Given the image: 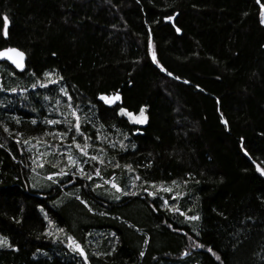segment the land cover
Instances as JSON below:
<instances>
[{"label": "trees", "instance_id": "trees-1", "mask_svg": "<svg viewBox=\"0 0 264 264\" xmlns=\"http://www.w3.org/2000/svg\"><path fill=\"white\" fill-rule=\"evenodd\" d=\"M6 47L0 264H264V0H0Z\"/></svg>", "mask_w": 264, "mask_h": 264}, {"label": "rangeland", "instance_id": "rangeland-1", "mask_svg": "<svg viewBox=\"0 0 264 264\" xmlns=\"http://www.w3.org/2000/svg\"><path fill=\"white\" fill-rule=\"evenodd\" d=\"M130 119L133 123L141 125L145 122L144 112L141 111L138 114H132L130 115ZM26 149L28 151H31L30 160H31L32 166L42 167V163L44 162V159L46 157L45 155H48V152L42 151V147L34 146V145L32 149H30L29 146H27ZM62 151L67 153V161H68L69 170H65L60 173L49 175L48 176L49 179H55L56 176H63L66 174H70L76 177L77 176L82 177L84 175L83 174L84 167L79 162L80 161L79 155H85V157L96 159V160L98 159L97 156H94L93 152L92 153L88 152L89 150L87 146H84V147L76 146L74 149L72 148V150L68 149L67 147L65 149H62ZM36 174H38V172ZM109 179L110 180L108 181V185L114 186L117 191H121V189L116 185L114 181V176H111ZM5 245H6L5 240L0 238V248L4 247Z\"/></svg>", "mask_w": 264, "mask_h": 264}, {"label": "water", "instance_id": "water-1", "mask_svg": "<svg viewBox=\"0 0 264 264\" xmlns=\"http://www.w3.org/2000/svg\"><path fill=\"white\" fill-rule=\"evenodd\" d=\"M25 60V54L16 47H6L0 49V63L5 62L11 67L17 68L21 71L25 67ZM119 97V94H115L106 97V99H109L112 103H116ZM136 133H139V131Z\"/></svg>", "mask_w": 264, "mask_h": 264}]
</instances>
